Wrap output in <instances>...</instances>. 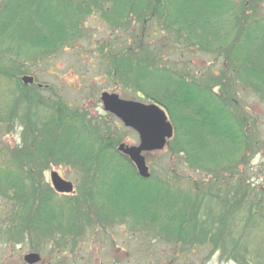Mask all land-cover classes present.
<instances>
[{
    "label": "trees",
    "instance_id": "1",
    "mask_svg": "<svg viewBox=\"0 0 264 264\" xmlns=\"http://www.w3.org/2000/svg\"><path fill=\"white\" fill-rule=\"evenodd\" d=\"M263 3L4 2L0 73L11 79L25 74L22 62L38 64L89 38L82 28L87 18L98 16L116 31L138 29V36L131 32L126 40L130 43L123 47L109 45L98 51L102 56L113 54L110 73L125 90L142 94L166 112L174 129L167 154L209 177L199 190L187 191L173 188L175 172L167 169L162 168L161 176L151 173L142 178L117 152L119 142L107 125L94 121L85 110L70 109L53 95L41 102L40 93L52 89H39L36 81L24 86L17 80L21 95L16 105L32 104L33 110L18 115L26 142L8 150L6 167H0V218L13 244L29 242L32 251L52 259L47 264H75L73 248L80 239L97 229L127 224L182 255L208 247L210 256L220 253L235 264H264V189L234 173V163L256 147L258 133L246 113L234 106L233 91L225 95L224 85H240L264 103V17L257 16ZM150 29L166 38L167 53L182 46L223 59L220 77L205 79L164 63L159 49L145 42ZM219 86L224 93L221 89L214 93ZM44 105L51 106L50 114ZM12 114L13 109L6 116ZM53 165L77 173L80 183L74 196L58 197L46 182L44 173ZM34 237L38 245L32 247Z\"/></svg>",
    "mask_w": 264,
    "mask_h": 264
},
{
    "label": "rangeland",
    "instance_id": "2",
    "mask_svg": "<svg viewBox=\"0 0 264 264\" xmlns=\"http://www.w3.org/2000/svg\"><path fill=\"white\" fill-rule=\"evenodd\" d=\"M6 1L0 0V9ZM257 16L264 17V3L260 5ZM82 28L89 33V38L81 40L75 47L61 51L55 57L38 64L36 62H22V70L25 74L17 77L14 75L12 79L0 73L1 168L6 167L7 160L5 157L9 156L8 150L13 149L15 151V148H20L26 142L23 141L22 137L25 129L20 126L17 118L19 114H28L33 110V105L20 103L16 105L15 100L16 98L20 99L21 95L16 81L19 80L24 85L22 82L24 76L31 77L36 81L35 86L39 89L50 88L53 90L51 93L42 91L40 93L41 102L53 95L70 109L85 110L94 121L107 125L112 131V136L119 142L116 149L121 144L138 145V135L131 129L125 128L116 117L103 110L100 96L103 93H108L115 94L125 101L150 103L143 99L142 94L135 93L133 90H125L124 86L111 76L109 62L113 54L107 57L102 56L98 51L99 47H105L108 50L109 45L117 46L116 49L123 47L126 43H130L126 40L129 39L128 36L131 32L138 36V29L134 30L133 26H128L127 32L116 31L102 22L98 16L87 18ZM146 33L149 35H145V42L151 48L157 47L162 55V61L168 65H173V69L189 71L191 74H197L205 79L207 77H220L223 59L201 53L196 48H182V46L180 49L177 48L167 53L164 49L168 43L164 36L154 32L153 29ZM1 57L2 61L7 59L5 54ZM224 85L225 95L227 92L233 91L235 94L234 106L246 113L250 124H255L258 133L256 147L248 152L245 158H239L234 163L236 167L234 173L242 174L247 183L264 189V103L240 85H233L228 82ZM220 89L224 93L222 86L213 91L219 93ZM36 99L38 98L36 97ZM44 106L50 109L48 112L50 114L51 106ZM11 109H13L12 116H6L10 115ZM246 135L249 136L248 133ZM166 151L165 147L162 151L143 154L149 174L161 176L164 174L162 168L170 170L172 173L175 172L171 181L174 183L173 188L179 191H187L192 188L199 190L202 181L209 180V177L204 174L189 170L186 165L181 163L180 158L169 156ZM246 168L247 172L245 171ZM51 172L57 173L63 180L73 185L71 194H57L55 192L56 196L72 197L77 193L78 183H80L78 179L80 180V178L77 177V173L72 168L53 165L46 170L44 177L50 186ZM2 211L0 210V212ZM2 221L3 218H0V264H25L23 258L36 252L32 251L29 242L14 245L12 236L5 234ZM35 245H38L36 241L32 243V247ZM73 249L74 255L77 257L75 264H235L222 258L220 253L210 256L211 248L208 247L182 255L172 245H167L163 241L160 242L152 235L140 233L127 224H118L110 229H97L93 234H87L80 239ZM177 255L179 256L175 259ZM39 256L40 262L38 264H47L48 261H52L47 256ZM72 258L73 254L70 255V261Z\"/></svg>",
    "mask_w": 264,
    "mask_h": 264
},
{
    "label": "water",
    "instance_id": "3",
    "mask_svg": "<svg viewBox=\"0 0 264 264\" xmlns=\"http://www.w3.org/2000/svg\"><path fill=\"white\" fill-rule=\"evenodd\" d=\"M22 82L24 85L32 84L33 79L23 77ZM100 102L105 112L116 117L125 128L137 133L138 145L121 144L117 152L133 163L142 178L148 179L150 174L143 154L162 151L167 141L173 137V127L168 116L156 104L125 101L115 94H101ZM50 183L57 194H71L73 191L72 184L63 180L57 173L51 172ZM23 261L25 264H38L40 256L30 253L23 258Z\"/></svg>",
    "mask_w": 264,
    "mask_h": 264
}]
</instances>
